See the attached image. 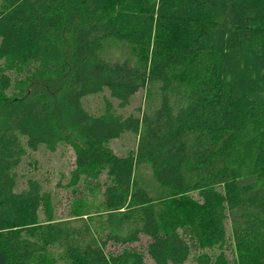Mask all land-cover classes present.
Returning a JSON list of instances; mask_svg holds the SVG:
<instances>
[{
	"label": "trees",
	"instance_id": "trees-1",
	"mask_svg": "<svg viewBox=\"0 0 264 264\" xmlns=\"http://www.w3.org/2000/svg\"><path fill=\"white\" fill-rule=\"evenodd\" d=\"M141 88L140 115L108 104L92 116L81 103L108 89L121 107ZM126 131L137 146L119 156L109 142ZM71 137L68 185L100 195L107 228L84 245L71 244L72 223L53 222L36 180L16 189L29 150ZM85 214L76 202L71 215ZM141 234L140 250L103 249ZM146 254L264 264V0H0V264H147Z\"/></svg>",
	"mask_w": 264,
	"mask_h": 264
},
{
	"label": "rangeland",
	"instance_id": "rangeland-1",
	"mask_svg": "<svg viewBox=\"0 0 264 264\" xmlns=\"http://www.w3.org/2000/svg\"><path fill=\"white\" fill-rule=\"evenodd\" d=\"M63 48L65 42H61ZM12 79L16 80L18 75L12 74ZM34 84V83H33ZM32 84V85H33ZM109 90L104 89L93 95H87L81 98V103L90 115H99L110 104V107L117 112L119 115L127 116L140 115L142 108L145 106L146 100V89L141 88L136 91L128 100V102L119 106L117 99L109 95ZM70 143L58 142L55 144V148L50 150L46 145L41 144L38 150H29L28 153L22 158L18 166L15 167L16 171V189L26 188V182L29 179L36 180L42 187V190L46 191L51 197V206L53 222L58 220H66L68 223H72L74 231L70 233L71 244L80 243L84 245L88 241H92V238L99 239L104 231H106V224L103 222V214L100 213V206L98 203L101 200L100 195L92 196L87 193L84 185H77V191L71 192V186L68 185L69 172L73 167L75 160V141L72 137L69 138ZM137 135L132 134L129 131L122 133L118 138H113L109 142L111 151L119 156L128 154V152H134L137 146ZM145 171V170H144ZM105 176V174L103 175ZM106 177V176H105ZM103 178V177H101ZM192 199L200 200L198 194L194 192L191 195ZM76 202L82 204V207L89 214H85L83 217H73L72 208L76 205ZM39 222L44 223L45 216L44 212L39 210ZM83 218V219H82ZM90 218V219H89ZM79 220H83V223ZM229 221H225L226 240L224 241V255L229 261H234V244L232 243L231 233L229 230ZM148 237L141 234L139 242H133L126 246L117 243H107L103 249L109 254H114L122 250L125 247H131L141 249L147 243ZM57 247V248H56ZM49 255H53L54 258L58 259L60 246L48 247ZM215 252H219L217 249ZM144 260L147 264H154L149 256L146 254ZM187 264H195L190 257L187 259Z\"/></svg>",
	"mask_w": 264,
	"mask_h": 264
}]
</instances>
